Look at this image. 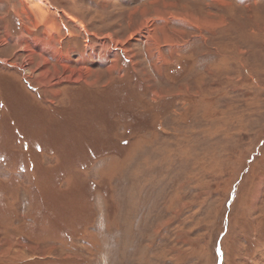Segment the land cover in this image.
Returning a JSON list of instances; mask_svg holds the SVG:
<instances>
[{"label": "rangeland", "instance_id": "1", "mask_svg": "<svg viewBox=\"0 0 264 264\" xmlns=\"http://www.w3.org/2000/svg\"><path fill=\"white\" fill-rule=\"evenodd\" d=\"M0 264H264V0H0Z\"/></svg>", "mask_w": 264, "mask_h": 264}, {"label": "crops", "instance_id": "2", "mask_svg": "<svg viewBox=\"0 0 264 264\" xmlns=\"http://www.w3.org/2000/svg\"><path fill=\"white\" fill-rule=\"evenodd\" d=\"M165 16H166V14L165 15H160V18L163 20L164 18H165ZM169 18L172 20H169ZM173 21H176V19H174L173 17H172V15H171V17L168 15L167 16V18H165V20H164V22L166 23V24H168L169 22H173ZM175 31H176V28H173V32L175 33ZM140 35H141V33H139ZM165 35V37H162V36H164ZM174 35H176L177 36V34H172V35H170V36H168L167 34H166V30L164 31L163 30V28H162V39H161V41H164L162 44L164 45V46H167V47H169V48H176L177 49V43L179 42H177V38H176V40L173 42V36ZM182 36V35H181ZM138 37H140V36H138ZM161 37H158L157 38V42L159 43V41H160V38ZM182 38H183V36H182ZM108 47H110L111 49H116V50H118V48H117V46L115 47L114 45H111V46H106V48H108ZM110 52V51H109ZM100 56V55H99ZM101 57V56H100ZM107 70H110V71H104L105 73H107V72H110V74L113 72V71H111V69H107Z\"/></svg>", "mask_w": 264, "mask_h": 264}, {"label": "bare ground", "instance_id": "3", "mask_svg": "<svg viewBox=\"0 0 264 264\" xmlns=\"http://www.w3.org/2000/svg\"><path fill=\"white\" fill-rule=\"evenodd\" d=\"M27 73H28V71H27Z\"/></svg>", "mask_w": 264, "mask_h": 264}]
</instances>
